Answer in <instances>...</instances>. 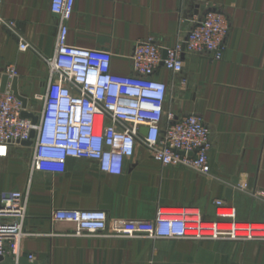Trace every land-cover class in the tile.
I'll list each match as a JSON object with an SVG mask.
<instances>
[{"label": "crops", "instance_id": "crops-1", "mask_svg": "<svg viewBox=\"0 0 264 264\" xmlns=\"http://www.w3.org/2000/svg\"><path fill=\"white\" fill-rule=\"evenodd\" d=\"M51 0H0V67L13 66L18 94L29 111L40 104L54 55L58 20ZM225 15L230 29L220 60L182 55L175 74L160 67L153 79L168 87L165 111L199 116L210 132L206 175L162 166L137 143L121 175L101 173L92 160L67 159L62 173H29L32 147L13 145L0 158V197L27 193V219L19 255L0 264H264V241L172 240L76 235V225L53 221L57 210H102L109 221L151 223L157 209L196 212L216 220L215 201L240 223L264 213V0H75L67 43L111 54L110 69L132 75L138 42L171 48L206 11ZM29 44L19 51L18 39ZM261 193V194H260ZM33 259L29 260L28 255Z\"/></svg>", "mask_w": 264, "mask_h": 264}, {"label": "built area", "instance_id": "built-area-1", "mask_svg": "<svg viewBox=\"0 0 264 264\" xmlns=\"http://www.w3.org/2000/svg\"><path fill=\"white\" fill-rule=\"evenodd\" d=\"M75 0H51L50 11L57 17L55 52L44 59L47 68L45 91L35 97L37 111L26 110L37 117V123L22 118L21 102L10 90L16 76L13 66L0 67V84L6 76L9 83L0 90V158L9 148L31 140L29 173H62L67 159L92 160L99 171L121 175L125 160L132 157L137 143L143 145L151 159L162 166H183L206 175L210 171L207 152L210 132L196 115L176 117L165 111L168 87L153 79L163 67L179 74L182 55L207 54L218 61L226 49L230 24L225 15L206 11L174 47L163 49L153 40L138 42L130 57L132 75L120 76L110 69L111 54L89 50L67 43L69 21ZM0 25L14 32L13 21L0 18ZM19 51L29 44L18 39ZM165 51V58L162 52ZM147 130L144 136L141 129ZM261 194V193H260ZM27 193L9 191L0 197V257L17 258L27 219ZM216 220L204 221L196 212L157 209L151 223L130 225L109 221L102 210H57L53 221L76 225V235H111L115 237L172 240L264 241V213L260 223H240L233 209L215 201ZM32 260L33 256L28 255Z\"/></svg>", "mask_w": 264, "mask_h": 264}, {"label": "water", "instance_id": "water-1", "mask_svg": "<svg viewBox=\"0 0 264 264\" xmlns=\"http://www.w3.org/2000/svg\"><path fill=\"white\" fill-rule=\"evenodd\" d=\"M165 55H166V52L163 51L162 52V58L164 59L165 58ZM9 83V79L4 76L2 77L1 79V84H0V90L1 92H4L7 85ZM10 90L12 91V93L14 94V96L21 102L22 104V112H21V117L22 118H27V119H30L32 124L35 125L37 123V117L34 116L32 113L28 112L26 110L27 108V99H25L24 97L20 96L18 94V91H17V83H16V80L15 79H12L10 81ZM141 133L145 136L146 133H147V130L145 128H142L141 129ZM34 135H35V132L32 130L31 133H30V140L29 141H26V142H21L22 145H26V146H30L32 144V139L34 138ZM2 259V257H0V260Z\"/></svg>", "mask_w": 264, "mask_h": 264}]
</instances>
